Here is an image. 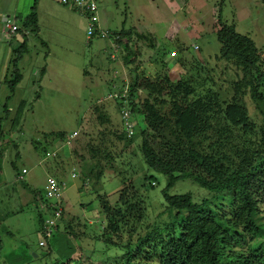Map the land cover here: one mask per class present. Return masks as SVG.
<instances>
[{"label": "rangeland", "instance_id": "obj_1", "mask_svg": "<svg viewBox=\"0 0 264 264\" xmlns=\"http://www.w3.org/2000/svg\"><path fill=\"white\" fill-rule=\"evenodd\" d=\"M188 9L189 12H186ZM98 11L102 28L117 32L124 26L122 29L125 28L132 34L148 33L153 37L154 49L147 50L144 46L131 42L130 51L136 57L129 56L128 65L123 64L122 53L116 56V61H110L108 58L113 47L104 40L94 39L88 42L85 37V20L72 11L66 13L68 28L65 24L67 20L55 15L54 19L42 20L39 36L34 37L32 32L28 33L27 53L17 65L23 81L17 85L7 102L8 116L1 123L0 138V150L3 154L0 182L5 183V190L8 191L4 194L0 192V197L9 194L7 201L0 205V214L12 213L2 219V225L12 234V240L17 243L16 248L20 246L15 251V256L23 252L26 259L33 260L32 252H40L36 247L39 228L36 226V212L30 192L41 195L47 175L55 174L60 179L67 176L72 160L75 161L77 171L73 184L82 183L78 176H86L95 163V160L88 159L89 149L100 153L98 159L103 164L104 173L99 182H84L82 187H85V191L106 194L110 204L117 199L116 191L132 182L138 184L143 176L152 174L139 158L135 146L137 129H134V135L129 138L134 139L131 145L126 142L129 139L125 137L120 142L113 137V133L122 132L119 124L120 109L117 110V103L107 96L118 91L123 81L126 83L123 87H126L135 75L161 80L168 76L172 86L180 76L192 81L196 94L209 89L228 100L231 83L239 80L241 74L233 64L218 58L220 46L215 34L218 29L217 15L223 23L233 25L237 34L252 41L259 54L257 68L264 77V0H98ZM20 40L16 36L14 42L5 44L0 32V81L3 77L9 79V69L5 71L10 68L7 61ZM194 46L198 49L194 50ZM167 52L175 53L172 60ZM175 61L183 62L184 67L180 68ZM42 69L44 77L38 82ZM7 95V88L2 82L0 118L1 106ZM137 95L142 97L140 92ZM241 101L246 109L252 134L257 137L264 135V111L261 105L252 100L248 92ZM19 102L24 105L15 130L11 132L10 122ZM104 113L109 116L110 124H100L97 120V115ZM136 121L139 119L133 118L134 126ZM72 132L77 133V136L71 150H77L79 155L84 156L83 162L78 157L70 158V149L63 147L62 141H53L50 148L47 146L50 140L44 139L51 133H62L67 137ZM42 148L49 153L58 151V155H64H60L54 162L53 158L44 157ZM45 167L46 170L49 169L47 175ZM21 168H25L27 174L22 177L21 182H17L14 175ZM154 178L156 184H150L151 189L145 183L141 182L140 185H143V194L147 198L149 218L156 220L161 211L160 190L166 180L158 174ZM120 179L123 183L119 186L117 180ZM19 190L27 193L18 194ZM168 193L188 194L193 203L199 205L207 202L209 209L224 213L227 211L223 200L198 188L189 180L176 183ZM70 197H76L74 188L62 191L64 220L58 231H63L69 217L75 216L89 228L90 233L85 235L86 231H82L79 224L78 230L74 232L85 240L73 244L76 252L69 261L60 260L55 254L51 264H124L125 251L121 246L104 245V221L96 201H92V206L88 204L85 210L75 206L70 211ZM78 199L80 202H90L91 193H85ZM89 221L90 225L87 224ZM70 231H73V227ZM58 236L60 234L55 239ZM69 244L72 245L71 238ZM141 251V256H136V249L131 250L133 258L130 263L158 264L156 258L147 257L151 251L149 248H142ZM2 262L1 260L0 264ZM30 264L50 263L44 258L41 262Z\"/></svg>", "mask_w": 264, "mask_h": 264}, {"label": "trees", "instance_id": "obj_2", "mask_svg": "<svg viewBox=\"0 0 264 264\" xmlns=\"http://www.w3.org/2000/svg\"><path fill=\"white\" fill-rule=\"evenodd\" d=\"M16 21L20 26L15 33L19 34L21 42L13 49L8 62L9 79H3L8 95L1 106L0 138L1 123L8 116L7 102L21 79L17 65L27 53L25 32L36 31L33 8L29 15L18 17ZM216 23L218 29L215 34L220 46L218 58L233 64L241 74L239 80L231 83L228 100L209 89L196 94L192 81L180 76L171 86L168 76L161 80L135 75L126 86V107L132 120L139 119L135 126L133 124L137 129L135 146L142 164L152 174L143 176L138 184L132 182L116 191L117 199L113 204L109 203L106 194L91 191L104 221V245L121 246L125 251L124 264H133L130 263L133 248L136 249V256H141L142 248H149L151 251L147 257L156 258L158 264H264V135L257 137L252 134L241 101L248 92L264 111V77L258 71L259 54L252 41L237 34L233 25L223 23L219 15ZM113 34L118 36L117 43L122 45L124 65L129 64V56H135L130 51L131 42L147 50L154 49L153 37L148 33L132 34L129 30L120 29ZM174 63L184 67L183 62ZM138 92L142 94L141 98L137 97ZM23 105L19 102L11 119V132L15 130ZM116 108L120 109L121 104H116ZM97 120L100 124H110V118L105 113L97 115ZM113 137L119 142L126 138L122 132L113 133ZM65 138L62 133L44 137L50 140L47 145L50 148L53 141L64 142ZM75 138L68 147L69 156L78 157L83 162L84 156L79 155L77 150H71ZM126 142L131 145L134 139ZM41 150L44 156L48 152L43 148ZM87 152L88 159L95 160V163L86 176L78 178L82 183H97L104 173L103 164L98 159L100 153L95 149ZM60 155L53 157L54 162ZM2 156L0 150V162ZM71 164L76 171L75 161L72 160ZM21 170L15 172L17 182H21L19 176H24ZM155 174L166 180L160 190L161 211L156 216L159 222L150 219L147 198L143 194V185H140L145 183L151 189L150 184H156ZM47 176L57 181L60 179L55 174ZM185 180L223 200L227 211L209 209L207 202L193 203L188 194L168 193L176 183ZM117 183L120 186L123 181L120 179ZM30 193L34 203L44 202L42 193ZM39 212L36 213V220L40 231L42 219L48 212ZM55 234L43 248L37 247L36 243L40 252L34 253L36 259L32 257L33 260L26 259L23 252L17 256L15 252L2 254L0 247L1 264H30L41 262L44 258L51 264L55 254L58 259L69 261L76 252L73 241L77 235L73 232L62 235L59 232L60 236L55 239L58 235ZM70 238L72 245L69 244Z\"/></svg>", "mask_w": 264, "mask_h": 264}, {"label": "crops", "instance_id": "obj_3", "mask_svg": "<svg viewBox=\"0 0 264 264\" xmlns=\"http://www.w3.org/2000/svg\"><path fill=\"white\" fill-rule=\"evenodd\" d=\"M55 6V7H54ZM33 8V10H34V13H35V19H36V24H35V26H36V31L33 33V36L35 37L36 35H38L39 36V34H40V30H41V27H42V25H43V22H42V20H48V19H54V17H55V15H57L58 16V18H61V19H63L64 21H66L67 20V18H66V13H67V11H70V10H68V9H66V8H64V7H61V6H59L57 3H55L54 1H52V0H0V23H1V26H0V32H1V34H2V36H3V38H4V43L5 44H10V43H12V42H14L15 41V38H16V36H18V37H20L19 36V34L18 33H14V34H8L7 33V29L5 28V23L6 22H8V25L9 26H11V25H14V26H16V27H19L20 26V24H19V22H17L16 21V19L19 17V18H23V17H25V16H27V15H29V13H30V10ZM67 10V11H66ZM71 12V11H70ZM73 12V11H72ZM99 12V11H98ZM186 12H189V9L186 11ZM76 14V13H75ZM78 15V14H77ZM79 16V15H78ZM81 17V16H80ZM173 17V16H172ZM82 18V17H81ZM66 24V26H67V28H68V25H69V21L67 20V22L65 23ZM98 25H99V27L101 28V29H103V30H106V31H109V29H106V28H102V26L100 25V23H99V14H98ZM124 27V26H123ZM123 27H121V29L123 28ZM3 29V30H2ZM125 29V28H124ZM29 31V30H28ZM111 32V31H110ZM29 32H25V36H26V39H27V37H28V34ZM113 33V32H112ZM87 40V39H86ZM88 41V40H87ZM104 41H107L108 42V44L109 45H111V47H113L114 46V43H112L111 41H108V40H104ZM20 42H21V40H20ZM89 42V41H88ZM120 46V48L122 49V45L120 44L119 45ZM194 47H196V46H194ZM194 47H193V49H194ZM121 49H120V51L118 52V53H116V55L115 56H113V58H110V56H109V60L110 61H116L117 59H116V56L120 53H122V51H121ZM198 48L196 47V49H194V50H197ZM168 52H167V56H168ZM11 56H12V51H11ZM24 56V55H23ZM23 56H22V58L20 59V61L23 59ZM11 58V57H10ZM9 58V59H10ZM9 59H8V61H7V64H8V62H9ZM171 60H172V58H171ZM19 61V62H20ZM19 62H18V64H19ZM7 67H8V65H7ZM9 68H7V69H5V71H7ZM17 69H18V67H17ZM19 70V69H18ZM9 71V70H8ZM20 72V71H19ZM5 75V74H4ZM20 75H21V73H20ZM44 74H43V72L41 73V75L39 74L38 76H39V81L38 82H40L42 79H43V76ZM3 79H4V77H3ZM122 79V78H121ZM23 81V76L21 75V79H20V81H19V83L17 84V85H19L21 82ZM3 82V80L2 81H0V83H2ZM126 83H124V81H123V83L121 84V88L120 89H122L123 88V85H125ZM17 85H16V87H17ZM127 88V87H126ZM119 89V90H120ZM118 90V91H119ZM118 104V103H117ZM21 169H25V168H21ZM26 170V169H25ZM45 170H46V167H45ZM1 173H2V171H1ZM45 173H46V175H47V170L45 171ZM26 174H27V171H26ZM25 174V175H26ZM1 175V174H0ZM24 175V176H25ZM67 175V174H66ZM20 177V179L23 177V176H19ZM47 177V176H46ZM45 177V178H46ZM74 180V179H73ZM72 180H70L69 179V177H68V175L67 176H65L63 179H59V182H61V183H64V186H63V190L64 191H66V190H69V189H71V188H74V190H75V193H76V197H74L73 199L70 197V199H71V201L72 202H70V204H69V206H70V211H73L72 209H73V207L75 208V206H77V207H79L80 209H83V210H85L86 209V207L87 206H92L91 204H92V201H94L93 199H92V196H91V200H90V202H80L79 201V199H78V197H80V196H82L83 194H85V193H89V195H90V191L88 190V191H85L86 189H85V187H82L83 185H84V183H81V182H78L77 184H73V181L71 182ZM44 184V183H43ZM73 186H75V187H73ZM5 188H6V185H5V183H1L0 182V192H2L3 194L4 193H8V191H6L5 190ZM24 192H26V191H21V190H19L18 191V194H22V193H24ZM27 193V192H26ZM8 196H9V194H7L6 196H3V195H1V197H0V205H1V203H3V202H6L7 201V199H8ZM31 202L34 204L33 205V208L35 209V212L36 213H39L40 214V212H39V210H41V205H42V203H40V202H38V203H34V201L33 200H31ZM89 204V205H88ZM93 208H94V205H93ZM2 212V211H1ZM0 212V213H1ZM42 212H43V210H42ZM8 214H9V216L10 215H12V213L11 212H7L6 214H0V247H1V253L2 254H8V253H11V252H15L16 250H18V247H20L19 245H18V247L16 248V246H17V243H16V241L15 240H12V234L10 233V231H7L6 230V228L2 225V219L4 218V217H6V216H8ZM63 216H64V208H63V210H62V218H61V221H60V223H59V226L62 224V222H63V220H64V218H63ZM80 224V225H79ZM88 225H90L91 224V221H89L88 223H87ZM64 225V224H63ZM78 225L80 226V228H81V230L82 231H86L84 234L86 235V234H89L90 233V230H89V228L88 227H86L85 225H83L82 223H80L79 222V220H78V218L77 217H75V216H72V217H69V222H68V224L65 226V227H63L62 229H63V231H59V232H61V234L63 233V234H65V233H67L68 235L71 233V232H73L74 234H76L74 231L76 230H78ZM36 226H38V224H37V220H36ZM59 226H58V229H59ZM73 227V231H70L71 230V228ZM101 229V226L99 227V230ZM57 232H58V230H57ZM56 232V234H58ZM70 232V233H69ZM62 234V235H63ZM77 235V239H75L74 241H73V244L75 243V244H79V242L81 241V240H85L84 238H83V236H81V235H79V234H76ZM2 249H4V250H2ZM32 257L34 258V259H36V256H35V254L32 252ZM36 261H34V262H32V263H35Z\"/></svg>", "mask_w": 264, "mask_h": 264}, {"label": "built area", "instance_id": "obj_4", "mask_svg": "<svg viewBox=\"0 0 264 264\" xmlns=\"http://www.w3.org/2000/svg\"><path fill=\"white\" fill-rule=\"evenodd\" d=\"M57 3L59 6L64 7L74 13L78 14L85 20V37L88 41L98 39V40H108L114 43L113 52L110 55V58L116 55L120 51V46L117 43L119 40L117 35H114L110 31L103 30L98 25V0H52ZM5 28L7 29L8 34H14L17 32L18 27L8 25V22L5 23ZM196 49V47H194ZM175 53L170 52L169 57H174ZM107 98L113 102L121 104L119 119L120 127L122 133L127 139L131 138L134 135V126L132 119L129 113V109L126 107L127 104V89L123 87L115 93L109 94ZM76 133L72 132L67 135L62 144L63 147H70L71 141L75 138ZM59 152L51 151L46 152L45 158H53ZM21 174L25 175V169L21 170ZM70 180L76 179L77 173L75 168L71 164V169L67 173ZM64 183L57 181L55 178L47 176L44 180L42 187V198L44 202L41 205V210L48 212L47 216H44L42 219V225L38 233L39 239L37 240V247L43 248L46 245V241L52 238V236L57 231V225L62 216V198L61 193L63 191Z\"/></svg>", "mask_w": 264, "mask_h": 264}]
</instances>
